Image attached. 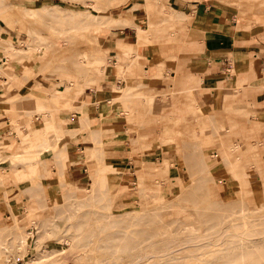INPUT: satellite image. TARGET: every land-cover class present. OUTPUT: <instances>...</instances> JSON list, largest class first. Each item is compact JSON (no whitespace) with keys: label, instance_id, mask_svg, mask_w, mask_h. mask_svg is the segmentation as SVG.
<instances>
[{"label":"rangeland","instance_id":"obj_1","mask_svg":"<svg viewBox=\"0 0 264 264\" xmlns=\"http://www.w3.org/2000/svg\"><path fill=\"white\" fill-rule=\"evenodd\" d=\"M42 1L59 4L72 10L87 9L98 13L99 18L98 21L86 18L87 24L84 27H72L68 23L54 21L46 16L36 17L31 19L32 21L22 17L20 10L28 6L35 7ZM93 1L100 5L98 11L92 6ZM110 1L5 0V3H9L5 5L7 15L11 16L13 21L10 23L5 18H0V37L7 42L11 41L17 48L26 47L31 41L43 45L44 48L41 51L43 56H35L30 64L23 65L18 62L15 55H7L0 47V209L10 210V215L7 218L4 216L5 219L1 220L0 225L13 222L14 215L17 214L18 222L24 226V231L36 232L38 229L40 234L38 244L32 245L33 236H29L28 240L18 245L17 235L20 234L15 232L16 235L9 229L1 230L0 264L163 262L167 256H159L160 252L157 257L135 260L140 254L155 253L153 245L155 241L164 243L176 241L183 236L206 234L208 231L205 227L210 222L202 223L204 220L199 214L206 213L210 208L217 211L215 218L217 220L214 221H218L219 231L225 230L228 224L245 223V227L235 229L238 232L237 236L224 237V242L216 244V248H224L225 251L230 241L246 242L250 232H257L252 237L264 235V171L254 159V152L260 151L259 123H251L248 128L252 135L243 142L234 117L229 116L228 111L224 110L220 116L216 112L213 119L211 105L204 103V107L203 104L198 106L194 99L195 94L191 90L184 92L187 100L192 99V103L188 100L189 104L185 108V112L190 116L172 114L168 100L160 99L158 96H144L141 90L140 93L133 91L138 82L143 84L151 77L149 72L138 64V56L130 54L124 62L125 64L128 61L136 62L137 66L132 71H120L115 63L118 58L116 49L108 52L110 64L105 60L101 50L99 35L104 30L101 24L107 23V19L101 17L102 14L112 13L114 18L119 17L136 2L128 14L135 18L134 13L138 9H143L148 19L138 24L148 27L150 19L154 22L151 44L175 40L170 34L186 29L190 22L189 16L182 21H167L163 5H168L169 0H120L114 5H110ZM219 1L231 4L240 20L244 22L250 21L249 13L253 7L264 6V0ZM135 20L137 22V19ZM33 32L37 34L35 40L31 36ZM79 46L85 48L90 55L101 59L102 65H107L94 84L89 83L92 81L89 78L97 74L96 70L61 60L63 52ZM43 62L46 63L43 65ZM171 64H174V58L165 60L163 65L158 67L155 77H162L163 67ZM39 66L41 71L38 69ZM172 69L179 71L175 67ZM110 70L115 73V78L126 81V86L119 91L112 89L114 86L108 90L98 89V82L105 78ZM37 81L41 83V88L35 86ZM184 82L189 84V87L192 86L191 88L197 83L188 79ZM26 84L39 90L38 95L28 92ZM86 86L97 90L93 110L98 105L106 104L111 110L122 113L121 123L124 122L125 125L129 123L133 127L127 133L128 136L105 139L99 144L92 142L93 149H86L90 153L89 160H83L87 169V176L84 179L86 190L92 186L94 178L97 177L96 169L103 163L110 164V158L113 156L122 157L124 162L118 164L117 169L107 166L104 170L105 173L111 172H108L109 181L107 180V185L100 196L76 200L74 189L78 183L69 180L67 175L68 167L73 162L67 160L69 154L65 149L62 150V141H65V138L61 140L60 136H63L64 123L69 121L66 117L68 115L64 114L80 112L77 103L81 101L79 98L81 93L84 95L83 90ZM128 86H131L132 94L130 89H127ZM54 88L63 91L62 94H58H61L58 96L61 102L56 105L48 102ZM68 88L70 93L64 96V89ZM125 90H129L127 92H130L129 96H125L127 95ZM137 98L139 104L136 103ZM142 110L153 112L156 116L155 123L159 125L156 139L145 144V141L134 137L138 128L136 113ZM79 112L75 118H78ZM171 114L174 119L166 120ZM116 118L118 117H114L113 120ZM167 127L169 137L158 142ZM81 140L89 141L85 138ZM251 141L257 147L248 151L247 146ZM3 142L10 145L7 147L8 150ZM227 144L238 145L241 154L238 152L234 154L232 151L228 153L225 147ZM157 146H162V149ZM3 149L5 151H2ZM98 151L103 155L98 154ZM80 152L85 155L83 150ZM164 157L169 159L168 171L160 173L155 169ZM146 159L152 162H144ZM28 162H32V170H29ZM133 164L134 169H131ZM51 168L55 169V172ZM132 170L135 171L134 177L130 173ZM90 172L92 177L88 183ZM114 173L126 174L122 185L117 186L115 180L111 179L110 174ZM140 174L145 177L143 183H140ZM243 174L253 180L252 192H245V187L249 184L246 185L242 181ZM117 190L118 195L109 203L108 198ZM191 192L193 196H190ZM241 199L245 201L241 202ZM168 201L170 203H167ZM163 202L167 203V208ZM211 202L214 204L211 205ZM162 206L165 207L163 210ZM133 209L143 212L148 209H160L161 212L157 218L124 227L126 221L123 216ZM154 212L152 211L151 215ZM145 213L147 218L149 211ZM180 217L183 223H188L187 229L186 225L183 226L184 229L178 227L181 223ZM160 222L166 225L159 226ZM154 230L158 233L156 234ZM70 240L73 243L69 242ZM43 248L48 250L43 259L31 262L33 254ZM177 255L180 257L177 262L181 264H264L250 260L220 263L217 255L207 253V249L202 247L198 248L196 255L190 252ZM7 256H10L9 261L6 259Z\"/></svg>","mask_w":264,"mask_h":264},{"label":"crops","instance_id":"obj_2","mask_svg":"<svg viewBox=\"0 0 264 264\" xmlns=\"http://www.w3.org/2000/svg\"><path fill=\"white\" fill-rule=\"evenodd\" d=\"M135 5L136 2L132 3L126 9V13L114 18L112 28L99 35L100 47L105 60L110 64L111 59L108 57V52L116 49L118 58L115 63L119 70L132 71L137 66L136 62L128 61L126 64L124 62L130 57V54L138 56V64H141L151 77L143 84L138 82L139 84L137 83V87L133 91L140 93L141 90L144 96H158L160 99L168 100L172 114L181 117L190 116L185 112V108L189 104L188 100L192 103V99L187 100L184 97V92L191 90L195 94L194 99L198 106L203 104L204 107V103L211 105L213 119L216 112L220 116L221 113L223 115L224 110H227L229 116L234 117L238 126V134L243 142L252 135L248 128L251 123H259L261 127L258 132L260 151L254 152V159L261 158L264 162V6L253 7L249 13L250 21L244 22L240 20L231 4L226 2L219 0H169L168 5H163L167 13L166 20L182 21L189 16L190 22L186 29L170 34L175 40L151 44L154 22L150 19L148 27L139 25L138 23H144L148 18L143 9H138L134 13L135 18L129 15L128 12ZM116 51L114 50V52ZM172 58H174V64L165 65L162 77H155L158 67L160 68L165 60ZM102 66L105 69L107 67L104 64ZM173 67L178 68L179 71L173 70ZM187 79L197 82L196 86L191 88L192 86L189 87V84H185L184 81ZM89 83L94 84L95 81ZM133 83L136 84V82ZM36 85L42 87L39 81L36 82ZM98 85V89L108 90L114 86L112 89L119 91L120 88L126 86V81L115 78V73L110 70L107 76L98 82ZM27 86L29 85L26 84V89ZM56 89L54 88L53 91ZM83 94L81 93L79 98L81 101L77 103L80 112L64 114L68 115L66 117L69 121L64 123L63 138L61 139L65 138L62 145L66 153L69 154L68 158L73 162L67 170L68 179L79 184L84 183L87 176L83 160H89L90 153L86 149H93L92 142L99 144L105 139L126 136L133 127L129 123L127 125L124 122L121 123L122 113L111 110L106 104L98 105L93 110L94 100L97 98L96 88L86 86ZM69 99L71 98H67V100ZM136 103H140L138 98ZM78 112L80 115L75 118ZM102 114L104 116H101ZM172 114L167 116L166 120H173ZM81 115L84 119L81 118ZM136 115L138 128L134 137L145 141L144 144L155 140L159 127L155 123V114L142 110ZM104 117L106 118L103 119ZM114 117L118 118L113 120ZM168 133L167 127L158 142L166 140L169 137ZM81 138L89 141L81 140ZM86 143H90V145H85ZM233 146L238 154H241L238 150L239 146L236 144L225 145L227 152L229 153L228 150H231ZM255 147L257 146L251 141L247 150H254ZM157 148L162 149V146H157ZM80 150H83L85 155L81 154ZM213 155L215 154L213 153ZM110 159V164H103L113 169H117V165L124 162L120 156H113ZM139 160L142 159L139 158ZM140 161L138 162L141 163ZM144 162L150 163L152 160L146 159ZM165 162L169 164V159L166 157L155 170L166 173L168 169H165ZM55 169L51 168L53 172ZM131 169H134V164L131 165ZM108 172H106V178L109 181ZM130 173L134 177L135 171L132 170ZM91 175L92 172L88 177V183L91 181ZM124 175L126 174H110L117 186L122 185V182L125 181ZM144 179V175L140 174V183H143ZM252 191L251 185L245 187V192ZM9 215V209H0V222L5 219L4 216L7 218Z\"/></svg>","mask_w":264,"mask_h":264},{"label":"bare ground","instance_id":"obj_3","mask_svg":"<svg viewBox=\"0 0 264 264\" xmlns=\"http://www.w3.org/2000/svg\"><path fill=\"white\" fill-rule=\"evenodd\" d=\"M118 1H120V0H111L110 5L117 4ZM84 3H85V1H84ZM5 5H9V3H5V0H0V18L1 19L5 18L8 22L11 23L13 21V19L11 18V16L7 15V12H6L7 6H5ZM92 6L97 11L100 8V5H98V3L94 2V1L92 3ZM84 12H91V14H89V13L85 14ZM20 14L22 15V17H24V19H27L30 21H32L36 17L46 16V17L51 18L54 21L59 20L63 23H68L72 27H84L85 24H87V22L85 20L86 18H89V20H96V21H98V18H99L98 13H94V12L87 10V9H83V10H74L73 9L72 10V9H67L66 7H64L62 5L49 4L45 1L40 2L35 7H31V6L24 7L22 10H20ZM101 17L107 19V23L103 22V24H101L102 28L104 29L103 31L109 30L110 28H112V25L114 24V21H113L114 20V14H112V13L102 14ZM120 23H122V22H120ZM33 33H31V36H32V39L35 40L37 34L35 32H33ZM6 42L7 41L4 38L0 37L1 49L7 55H15V58L18 60V62L20 64H23V65H26L27 63L30 64L33 57H35V56L39 57V55L43 56L41 54V51L44 48V46L36 43L35 41L29 42L26 47H22V48L21 47H19V48L15 47L11 41H9L7 43ZM2 58L5 59L4 56ZM61 60H63V61L68 60V62H72L76 66H81V67L86 66V67L90 68L91 70H96L97 74L92 75V77H91L92 81H96L97 79H99L100 73L105 71L104 70L105 68H103V66L101 64V62H102L101 59H99L93 55H90L85 48H82V46H79L78 48L71 50V51H68V52H63ZM3 62L5 63L6 60ZM45 63L46 62H43L42 64L44 65ZM29 64H28V66H29ZM40 68L41 67L39 66L38 69L41 71L42 69H40ZM35 86H37L38 88H41L39 85H35ZM127 89H130L131 94H132L131 86H129ZM27 90H28V92L35 94V95H38L37 92H39V90H35L34 88H31L30 86H27ZM64 90H65L63 93L64 96L68 95L70 93L69 88L64 89ZM126 90H125V92L127 93L129 90L128 91H126ZM62 92L63 91L56 89L54 92L51 93V98L48 100V102L50 104H53V105L60 103L61 98H58V96H60L62 94ZM59 93H61V94L58 95ZM128 94L130 95V92L127 93V95H125V96H129ZM81 118L84 119L83 115H81ZM60 137H61V139L63 138V136H60ZM3 144H5L4 147H6V148L10 147V145L6 142H3ZM8 149L9 148H7V150ZM64 149L65 148L63 147L62 150H64ZM0 151H1V149H0ZM2 151H5V149H3ZM228 151H230V152L232 151L234 154H237L236 148L234 146L231 147V150H228ZM100 153L101 152L98 151V154H100ZM101 155H103V154L101 153ZM98 159H99V157H98ZM67 160H72V159L67 158ZM255 161L262 168V170H264V162L262 161V159L256 158ZM27 164H28L29 170H32L33 169L32 162H28ZM164 165H165V169H167L169 166L168 162H165ZM106 169H107V166H105L104 164L99 166L96 169L97 177L94 178V182L92 183V186L90 188H88L87 190H86V187L84 186V183H80V184L78 183L75 186L74 190H75L76 200H78L77 198H81L82 200L94 199V198H97L98 196H100L102 194L103 189L107 185L106 173L104 172V170H106ZM245 173H247V172H245ZM243 175H244V177H243L244 180H242V181L246 185L247 184L251 185L253 183V180L249 179L246 176V174H243ZM198 185L199 184H197V187H198ZM253 185L254 184H252V186ZM202 187H204V186H202ZM86 193H87V195H86ZM118 193H119L118 190L115 191L113 193V195H111L108 198V202L112 203L114 201L115 197L118 195ZM190 194H192V192ZM190 196H193V194ZM242 200L243 199H241V202H242ZM173 201H174V199H173ZM243 201H245V200H243ZM167 203H170V202L168 201ZM167 203H164L165 204L164 206L166 208H167V206H166ZM215 203L218 204L217 202H215ZM212 204H214V203L211 202V205ZM165 207L162 206L161 209L163 210V208H165ZM209 208H210V205H209ZM151 209L147 210V211H149V214H147V218H145L146 217L145 212H147V211L143 212V211L134 210V209L127 211L123 216V218H125L124 220L126 221L124 227L137 224L140 221L145 222V221H148L150 219L157 218V216H159V213L161 212V210L156 209L159 211V212L158 211L156 212V210H154V209L151 210ZM150 211L151 212L155 211L153 214L154 216L151 215ZM199 215L202 216V218L204 220L202 223H204L206 221L210 222V224L205 227V230L208 231L206 234H200V235L193 234V235H189V236H183V237L178 238V240H176V241H171V242L165 241L164 243H159L160 241H155L153 244L155 246V251H154L155 253H153V254H148V253L140 254L135 261L143 259V258H148V257H157L158 252H160L159 256L165 255V256H167V259L163 262L155 261L154 264H181L180 262H177L180 258L177 254L183 253V252H190L192 255H196L198 248L202 247V248L207 249V253L214 254L215 256L217 255V260L220 263H226V262H232V261L244 262V261H248V260L264 263V235L252 237L257 232H255V233L250 232V233H248V237L246 239V242H243L242 240L230 241L229 245L227 246L226 250L224 251V248L218 249L215 247V245L218 243L224 242V237H226V236H237L238 232L235 229L238 227H245V223H243V225L240 224L241 226L228 224L225 226V228H226L225 230L222 229L221 231H219V229H217L218 221H214V220H217V219H215L217 217V211L210 208L206 211V213H203V214L200 213ZM180 222H181L180 223L181 227L180 226H178V227L180 229H184L185 227H183V226L186 225V229H187L188 223H183L182 218H181ZM164 225H166V223H164V222L159 223V226H164ZM23 227L24 226L19 224L17 214H16V215H14L13 222H10L9 224L7 223V224L0 225V231L3 229H9V230H13L14 233L16 232V233L20 234V235H17L15 233L17 236H19V238L17 240L18 245H21L23 242H25V240H28L29 236H33V240L31 242L32 245L38 244V242H39L38 240H39V236H40L39 230L37 229L36 232L27 231V230L24 231ZM188 227H189V225H188ZM154 231L156 234L158 233L157 230H154ZM178 231L181 232L184 230H178ZM155 233H154V236H155ZM0 235H1V233H0ZM67 240H69V239L67 238ZM69 242L73 243L72 240H70ZM31 243H28V244H31ZM47 251H48L47 248H43L42 250L34 253L32 258H31V262H35V261H37V259H40V258L43 259V256L46 254ZM59 251L61 252L62 249H59ZM9 257L10 256L6 257V259L8 261H9ZM237 264H241V263H237Z\"/></svg>","mask_w":264,"mask_h":264}]
</instances>
